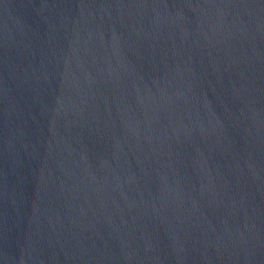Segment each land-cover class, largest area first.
Here are the masks:
<instances>
[{
  "label": "water",
  "instance_id": "obj_1",
  "mask_svg": "<svg viewBox=\"0 0 264 264\" xmlns=\"http://www.w3.org/2000/svg\"><path fill=\"white\" fill-rule=\"evenodd\" d=\"M0 264H264V0H0Z\"/></svg>",
  "mask_w": 264,
  "mask_h": 264
}]
</instances>
